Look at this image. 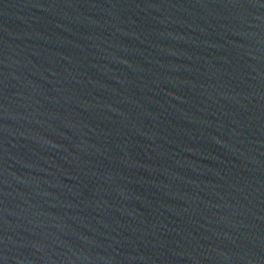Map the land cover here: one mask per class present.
<instances>
[{"label": "water", "instance_id": "1", "mask_svg": "<svg viewBox=\"0 0 264 264\" xmlns=\"http://www.w3.org/2000/svg\"><path fill=\"white\" fill-rule=\"evenodd\" d=\"M0 264H264V0H0Z\"/></svg>", "mask_w": 264, "mask_h": 264}]
</instances>
